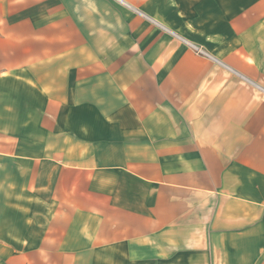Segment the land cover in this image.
<instances>
[{"label":"crops","instance_id":"obj_1","mask_svg":"<svg viewBox=\"0 0 264 264\" xmlns=\"http://www.w3.org/2000/svg\"><path fill=\"white\" fill-rule=\"evenodd\" d=\"M0 264H264V0H0Z\"/></svg>","mask_w":264,"mask_h":264}]
</instances>
